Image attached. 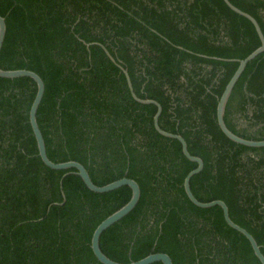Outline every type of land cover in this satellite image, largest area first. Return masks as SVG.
<instances>
[{
  "label": "trees",
  "instance_id": "trees-1",
  "mask_svg": "<svg viewBox=\"0 0 264 264\" xmlns=\"http://www.w3.org/2000/svg\"><path fill=\"white\" fill-rule=\"evenodd\" d=\"M264 33V0H230ZM7 34L4 70H31L45 82L38 123L55 163L77 161L104 186L136 180V208L106 230L103 252L129 264L166 253L174 264H262L220 206L256 239L264 254V147L230 140L217 120L219 100L243 60L261 46L253 23L224 0H0ZM89 45V46H88ZM221 59V60H219ZM224 59V60H223ZM37 83L0 77V264H103L92 249L96 228L127 204L132 189L91 191L76 169L42 161L30 123ZM235 134L264 140V53L251 61L228 101ZM70 173L63 183V176ZM153 264H163L155 262Z\"/></svg>",
  "mask_w": 264,
  "mask_h": 264
},
{
  "label": "water",
  "instance_id": "water-1",
  "mask_svg": "<svg viewBox=\"0 0 264 264\" xmlns=\"http://www.w3.org/2000/svg\"><path fill=\"white\" fill-rule=\"evenodd\" d=\"M224 1L234 12H236L237 14H239L241 16H244L245 18L249 19L253 23V25L255 26L257 33L260 37L261 46L259 48H257L253 53H251L247 58H245L243 60H237V59L225 60V61L238 62L239 67H238L237 71L235 72L234 76L232 77V79L230 80V82L228 83L225 91L223 92V94L219 100L218 107H217L218 124H219L221 130L223 131V133L233 142L247 146V147H250V148H263L264 147V140L263 141H257V140L246 139L244 137H241V136L235 134L233 131H231L229 129V127L227 126L226 121H225V112H226V107H227L228 101L230 99V96H231L237 82L239 81L242 74L244 73L246 67L248 66V64L251 61H253L255 58H257L260 54L264 53V33L260 27V24L252 15H250V14L242 11L238 7H236L234 4H232V2L230 0H224ZM6 34H7L6 18L2 17L0 15V53H1V50H2L4 42H5ZM99 45L105 50V52L107 53L109 58L113 62L117 63L119 65V67L122 69V71L125 73L126 78L128 80L129 87H130V91H131L134 99L141 104H154L157 106L158 110H157V113L154 117V123H155V127H156L157 131L165 137L179 140L180 143L182 144V148H183V152H184L185 156L190 161L198 164L197 168L192 170L187 175L185 182H184L185 191H186L189 199L196 206H198L200 208L206 209V208H212L215 206H220L224 211V216H225V220H226L227 224L231 228L237 230L238 232H240L241 234L246 236V238L250 241L256 256L261 261V263L264 264V254L261 251V246L258 244L256 239L252 236V234H250L245 228L236 224L232 220V218L230 217L229 207L227 206V204L224 201L215 200L212 202L205 203V202L199 201L195 197L194 193L192 192V188H191V180L195 175L201 173L202 170L204 169L203 159L200 157L194 156L190 153V151L188 149V144L182 135L171 133V132H168V131H165L164 129H162V127L159 124V119H160V116H161L162 111H163L162 105L156 100L139 98L137 96L134 88H133V84H132L130 75L128 73V70L121 63L117 62V60L110 54V52L107 50V48L104 45H101V44H99ZM219 60H221V59H219ZM0 77L8 78V79L27 77V78L33 79L37 83V88H38L37 89V95H36L35 100L32 104V107H31L30 123H31V126L33 128V132H34V135L36 137V140H37L40 157L46 166H48L54 170L76 169V172H74V174L80 176L82 178V180L84 181V183L86 184V186L91 191L96 192V193L103 194V193L112 192V191L117 190L123 186H129L132 189L131 200L127 204H125L123 207H121L119 210H117L112 215H110L108 218H106L96 228V230L94 231L93 237H92V244H91L95 256L97 257V259L101 263H103V264H124V263L114 261L113 259L108 257L103 252V250L101 248V237L106 230H108L111 226H113L114 224H116L117 222L122 220L124 217H126L128 214H130L136 208V206L138 205V203L141 199V187H140L139 183L134 179L124 177L122 179H119V180L114 181L112 183H109L107 185L98 186L93 182L89 171L87 170V168L83 164H81L77 161H68V162H64V163L53 162L48 156L44 135H43L42 130L40 128V125L38 123V110H39V107H40L42 100L44 98L45 89H46L44 80L42 79V77L39 74H37L36 72L31 71V70H25V69H22V70H4L1 67H0ZM69 174L70 173L65 174L61 180V189H62V195H63V199H64V201L61 203V205H63L66 202V194H65L64 189H63V183H64V179ZM155 262H162L163 264H174L173 259L170 257V255H168L166 253H153V254H150L147 257H145L139 261L132 262L129 264H153Z\"/></svg>",
  "mask_w": 264,
  "mask_h": 264
}]
</instances>
